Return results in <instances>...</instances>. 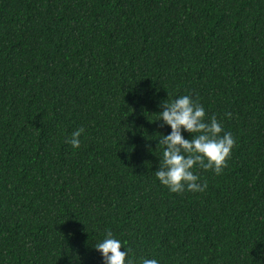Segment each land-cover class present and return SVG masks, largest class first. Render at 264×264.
Segmentation results:
<instances>
[{
	"label": "trees",
	"instance_id": "1",
	"mask_svg": "<svg viewBox=\"0 0 264 264\" xmlns=\"http://www.w3.org/2000/svg\"><path fill=\"white\" fill-rule=\"evenodd\" d=\"M184 95L236 143L176 194ZM106 231L133 264H264V0H0V264H104Z\"/></svg>",
	"mask_w": 264,
	"mask_h": 264
},
{
	"label": "clouds",
	"instance_id": "2",
	"mask_svg": "<svg viewBox=\"0 0 264 264\" xmlns=\"http://www.w3.org/2000/svg\"><path fill=\"white\" fill-rule=\"evenodd\" d=\"M163 111L158 115L163 125L170 126L169 135H159L160 145H163V158L159 169L155 172L159 182L170 192L181 194L185 190L193 193L207 189V182L202 184L200 177L193 169L199 167L205 171L212 170L220 175L228 165L235 139L230 132H225L223 125L215 116L207 118L203 106L190 96L184 95L171 101H165ZM231 118V113L228 114ZM182 130L192 134V139H185ZM84 129L73 132L68 143L73 148L80 147V136ZM223 133V135H221ZM100 252L104 264H133L127 259L128 251H121L123 245L114 238L111 231H106L102 242L94 246ZM142 264H158L155 259H143Z\"/></svg>",
	"mask_w": 264,
	"mask_h": 264
}]
</instances>
